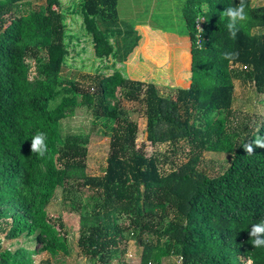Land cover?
<instances>
[{
    "label": "trees",
    "instance_id": "trees-1",
    "mask_svg": "<svg viewBox=\"0 0 264 264\" xmlns=\"http://www.w3.org/2000/svg\"><path fill=\"white\" fill-rule=\"evenodd\" d=\"M40 1L0 0V232L40 244L51 257L39 264H65L68 230L48 211L61 190L79 217L78 254L92 264L121 261L131 240L144 249L143 264L172 256L181 264H264V247L254 248L249 236L264 220V148H244L264 137V115L241 120L233 108L236 81L264 95V4L246 0L248 19L232 38L223 11L239 0H187L191 84L164 96L119 69L89 77L87 87L66 76L60 0ZM79 1L96 56L109 67L125 61L141 35L120 28L119 0ZM233 51L237 59L223 58ZM121 96L144 105L151 144L171 145L172 155L181 143L189 146L185 165L176 166L167 152L137 148L139 127ZM79 107L91 113L93 131L111 138L103 176L87 173V137H62L61 122ZM38 133L46 136L43 157L31 152ZM205 152L228 155L230 166L214 177L199 172ZM2 242L0 264H34L36 250Z\"/></svg>",
    "mask_w": 264,
    "mask_h": 264
},
{
    "label": "rangeland",
    "instance_id": "rangeland-1",
    "mask_svg": "<svg viewBox=\"0 0 264 264\" xmlns=\"http://www.w3.org/2000/svg\"><path fill=\"white\" fill-rule=\"evenodd\" d=\"M186 1L187 0H119L120 21L118 24L120 28L141 32L140 34L143 38H145L143 32L147 31V29L150 28V30H156V32L163 37L164 41H168V44L170 45L168 52L169 56L172 57L177 54L179 47H181L176 44L179 43V38L182 39L183 37H186V40H189V37L187 36L188 30L182 19V8ZM40 2L43 3L44 1L36 0L35 3L40 5ZM60 4V10L64 16V25L66 29L65 45L68 48V56L63 62L65 67L64 73L66 76L76 78L82 84L84 83V87H87L92 84L89 77H94L98 75V73H100V75L111 76L114 75L115 71L118 69L128 73L133 71L139 73L138 71L142 70L143 73H148L142 78L140 75H137L138 78L147 81L153 76L154 82V73L152 72L151 76L150 70H144L146 66L148 67V64L146 63L147 59L145 58L151 55L148 50V56H142V59H145L144 63H146V65H138L140 60L138 59L137 52H134L129 63H116L114 66L109 67L110 65L108 62L97 57L95 54L92 36L88 34L85 29L80 1L60 0ZM263 4L264 0H256L254 6ZM198 23L202 26L204 20L200 19L198 20ZM258 31L254 30V33L263 32L261 29ZM129 39L131 42L134 39H137V34L133 32V35L129 37ZM162 47L164 46L162 45ZM159 55L166 56L165 51H159ZM141 82L152 84L145 81ZM165 91L166 92L164 93H170L168 90ZM176 92L177 90L172 91V96H174ZM122 99L124 108L127 111V116H129L132 121L136 122L139 127L136 141L137 148H140L146 155L155 154L157 152H167L168 156L174 160L176 166L185 165L190 158L188 156L189 146H185L184 143H181V147L177 149V153L172 155L171 145L151 144L147 130L148 121L144 115V105L135 101L126 100L123 97ZM233 108L235 113L240 115L241 120H244L246 117L253 118L254 116H263L264 95L256 94L254 87L250 82L236 81ZM233 127L238 128L239 124L234 123ZM61 134L63 138L67 135L87 137V173L93 177L104 175L106 167H108V158L111 154V138L106 137L101 132L93 131L92 116L86 108H77L72 116L61 122ZM229 161L228 155L226 154L205 152L201 157L197 169L201 173L214 177L230 166ZM167 167L168 168H165L167 171L172 168L170 160L167 161ZM62 201V191L58 190L55 200L48 207V211L52 215L59 214L65 222L66 229L68 230L65 235L68 238L71 248L69 250V255L63 257L65 264H92L88 259L78 254L76 242L79 217L76 213L71 212L70 208H68ZM62 234H64V232ZM0 237L3 241L4 248L15 250L24 247L29 250H36L35 255L33 256L34 264H39L42 260L51 257L49 252L38 251L40 244L27 240L28 238L26 236H21L18 239H8L5 232H0ZM143 254L144 249L141 248L135 240H131L125 255H121L122 260L114 261V264L125 262L127 264H143ZM162 264H181V261L178 257L172 256L163 259Z\"/></svg>",
    "mask_w": 264,
    "mask_h": 264
},
{
    "label": "crops",
    "instance_id": "crops-1",
    "mask_svg": "<svg viewBox=\"0 0 264 264\" xmlns=\"http://www.w3.org/2000/svg\"><path fill=\"white\" fill-rule=\"evenodd\" d=\"M141 33V32H139ZM143 34L145 38L142 37L138 46L129 54L128 58L125 61H119L118 64H126L130 62L131 56L134 52H137L138 59L140 60V66L148 64V67L144 70L151 71L154 73V82L153 76L149 78V80H140L142 77L147 75V73H143L142 70H139V73H135V71L128 73L126 71H122V75L128 79L135 81H145L149 83H154V85L159 89V91L165 96H171L172 91H176L179 89H188L191 84V54H190V40H186V37L180 39L179 43H176L179 47V51L174 56H169L168 48L170 45L168 41H164L163 37H161L156 30L147 29ZM142 40V41H141ZM159 43V44H158ZM162 45L164 47H162ZM147 50L151 55H147ZM165 51L166 56H160L159 51ZM148 56L146 63H144L145 59H142V56ZM174 61V62H172ZM136 65V64H135ZM143 73V75H142ZM137 75H140L141 78H138ZM161 77V79H160ZM166 87V88H165ZM165 90H168L170 93H164Z\"/></svg>",
    "mask_w": 264,
    "mask_h": 264
},
{
    "label": "clouds",
    "instance_id": "clouds-1",
    "mask_svg": "<svg viewBox=\"0 0 264 264\" xmlns=\"http://www.w3.org/2000/svg\"><path fill=\"white\" fill-rule=\"evenodd\" d=\"M206 8L207 6L204 5ZM248 4L246 0H239V3L235 6H229L224 9L223 15L227 17V29L229 35L232 38L237 36L240 27L244 22L248 19V14L246 12V8ZM202 19V18H201ZM239 57L238 52H225L223 54V58L232 62L233 60ZM46 136L43 133H38L31 140V152L33 154H37L39 157H43L48 151V146L45 143ZM264 148V137H257L253 143L246 144L244 146L245 150L251 154L254 151V147ZM249 236L252 239V246L254 248L264 247V220H261L259 223H254L249 231ZM248 264H252V261L249 260Z\"/></svg>",
    "mask_w": 264,
    "mask_h": 264
},
{
    "label": "built area",
    "instance_id": "built-area-1",
    "mask_svg": "<svg viewBox=\"0 0 264 264\" xmlns=\"http://www.w3.org/2000/svg\"><path fill=\"white\" fill-rule=\"evenodd\" d=\"M197 30H199L200 32H202V26H200L199 23H198V25H197Z\"/></svg>",
    "mask_w": 264,
    "mask_h": 264
}]
</instances>
